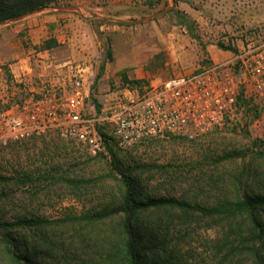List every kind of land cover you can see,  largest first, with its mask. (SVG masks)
<instances>
[{
    "label": "rangeland",
    "instance_id": "rangeland-1",
    "mask_svg": "<svg viewBox=\"0 0 264 264\" xmlns=\"http://www.w3.org/2000/svg\"><path fill=\"white\" fill-rule=\"evenodd\" d=\"M109 2L56 0V4L52 3L48 7L84 9L86 4H93L95 8L100 6L94 12H102V7ZM135 2L126 7L119 19L108 21L112 25L109 29L100 28L106 23L107 17L93 18L96 32L91 48L96 52L99 62L94 63L88 79V103L95 105L97 115L108 114L107 108L114 102L116 95H122L125 91H138L142 94L152 87L148 79H136L134 83L124 80L116 84L112 78L106 77L107 62L102 60L109 58V51L112 54L115 48V51L124 48L125 45L121 43H125L126 38H132L137 48L150 53L147 47L153 42L147 39L152 40L159 34L167 33L189 34L188 28L180 24L171 11L177 5V0L175 4L173 0ZM254 2L255 9L252 12L244 11L241 22H245L247 16L255 20L244 29L264 28V0ZM232 11L234 9L231 8ZM228 16L226 11L220 17L216 15L215 24L224 25L228 20L233 22V14L232 18ZM192 22L194 33L201 37L203 44L213 38L217 42L236 46V40L231 39L235 37L227 29L220 27L214 34L207 31L200 22ZM245 24L241 23L242 26ZM113 26L119 28L113 29ZM66 46H60L58 53L64 55L67 52ZM9 53V42L5 34L0 33V68L5 88L3 90L0 87V108L5 106L1 102L2 97L19 99L29 90L27 83H11L13 78L9 68L2 61ZM161 57L164 58V53L159 51L157 59L161 60ZM231 58L233 55L214 61H227ZM110 60H107L109 65ZM208 60L213 59L204 57L196 66ZM111 91L119 93L109 95ZM97 127L110 137L108 141L117 155L115 159L108 147L105 152L92 155L80 142L62 138L55 131L0 146V215L11 220L25 215L57 219L111 207L120 199L122 192L117 180L120 173L115 169L116 166L140 176L146 196L173 195L199 201L210 199L211 202L222 196V187L225 196H235L241 188L237 186L236 179L246 171L245 168H252V163L264 166V158L252 157L255 152H264V99L251 94L249 83L243 77H240L236 106L224 123L193 138L179 133H165L141 139L129 146H121L113 136L109 121H103ZM249 178L252 176H244L243 182ZM158 220L156 228L162 233L160 240H165L168 264H250L247 257L230 260L227 256L229 253L216 244L215 239L221 229L217 217H207L202 213L185 216L180 212H165ZM56 226L44 229L45 238L41 234L33 238L43 248L42 264H109L105 255L109 241L103 234L111 231L113 225L110 221L99 225L97 238L82 236L85 240L83 242L78 235L79 232L83 233L85 222L76 231L74 229L78 225L69 224L62 228Z\"/></svg>",
    "mask_w": 264,
    "mask_h": 264
},
{
    "label": "built area",
    "instance_id": "built-area-1",
    "mask_svg": "<svg viewBox=\"0 0 264 264\" xmlns=\"http://www.w3.org/2000/svg\"><path fill=\"white\" fill-rule=\"evenodd\" d=\"M242 32L243 46L230 60L200 63L142 94H118L104 116L88 103L82 66L72 65L65 84L29 89L19 99L2 97L0 146L55 131L97 155L107 148L97 127L103 121L110 122L121 146L165 133L193 138L221 126L236 106L240 77L248 81L254 97L264 99V29L250 27Z\"/></svg>",
    "mask_w": 264,
    "mask_h": 264
},
{
    "label": "trees",
    "instance_id": "trees-1",
    "mask_svg": "<svg viewBox=\"0 0 264 264\" xmlns=\"http://www.w3.org/2000/svg\"><path fill=\"white\" fill-rule=\"evenodd\" d=\"M55 2L56 0H0V24L30 11L41 10L52 3L56 4ZM173 2L175 4L176 0ZM171 11L177 21L188 28L192 37L200 38L194 33L190 17L176 6ZM52 41H47L44 46H51ZM218 45L236 51L231 44L218 42ZM108 57L111 58L110 51ZM123 80L137 82L136 79L128 80L126 76ZM98 130L115 159L117 155L108 141L110 137L99 128ZM252 157L263 159L264 152H255ZM251 167L245 168L247 172L244 171L236 179L237 186L241 188L235 196H225L222 187V196L211 202L210 199L199 201L173 195L146 196L140 176L116 166L115 169L120 173L117 180L122 192L120 199L111 207L57 219L25 215L11 220L0 215V264H42L43 248L33 238L40 234L45 238L44 229L50 226L58 225L62 228L69 224L78 225L74 229L76 231L85 222L83 233L79 232L78 235L83 242L85 240L82 236L97 238L99 225L107 224L108 221L113 225L112 229L103 235L109 241L105 254L109 264H168L165 240H160L162 233L156 228L158 217L165 212H180L185 216L202 213L207 217H217L221 229L215 242L229 253V259L233 261L247 257L250 264H264V166L252 163ZM244 176L252 178L243 182ZM156 241L159 242L155 243Z\"/></svg>",
    "mask_w": 264,
    "mask_h": 264
},
{
    "label": "crops",
    "instance_id": "crops-1",
    "mask_svg": "<svg viewBox=\"0 0 264 264\" xmlns=\"http://www.w3.org/2000/svg\"><path fill=\"white\" fill-rule=\"evenodd\" d=\"M135 3V0H110L102 7V12H94L95 9H100V6L95 8L93 4H86L84 9L45 7L1 24L0 33L5 34L10 46V53L2 61L9 68L13 78L11 83H27L28 89L35 90L50 83L65 84L72 65H76L85 69V83L89 90L88 79L94 63L99 62L96 52L91 48V41L96 32L93 18L107 17L106 23L100 28L109 29L112 25L108 21L119 19L126 7ZM255 7L254 0H177L176 8L192 20L200 22L207 31L216 34L220 27L227 29L230 35L235 37L231 39L236 40V51L220 48L217 40L213 38L203 44L201 37L194 38L188 33H167L159 34L152 40L147 39L153 42L147 47L150 52L148 53L137 48L134 39L126 38L125 43H121L125 45L124 48H117L116 51L115 48L111 58L107 59H111L110 65L109 61L103 58L102 61L107 62L106 77L112 78V82L116 84L123 83V77L126 76L128 80L148 79L150 85H154L193 71L204 57L219 60L234 55L243 46V27L255 20L254 17L247 16L245 22H241L244 11L252 12ZM231 8L234 12H231ZM223 11L229 14L228 18L233 14V22L228 20L224 25H216L214 17H220ZM241 23L246 24L242 26ZM49 40H53L51 46H44ZM63 45H68L64 55L57 51ZM159 51L164 53L161 60L157 59ZM2 80L3 72L0 68V87L4 90ZM115 93L119 92L111 91L109 95H116Z\"/></svg>",
    "mask_w": 264,
    "mask_h": 264
}]
</instances>
